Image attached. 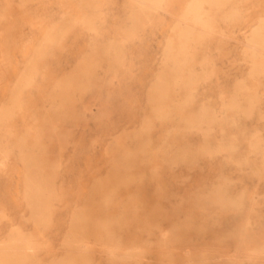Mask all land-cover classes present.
I'll use <instances>...</instances> for the list:
<instances>
[{"label": "rangeland", "instance_id": "1", "mask_svg": "<svg viewBox=\"0 0 264 264\" xmlns=\"http://www.w3.org/2000/svg\"><path fill=\"white\" fill-rule=\"evenodd\" d=\"M192 1L160 0L157 10L134 23L131 37L122 39L119 69L113 72L103 64L96 70L98 76H111L109 85L92 87L77 101L76 111L84 117L71 127L65 147L49 146L57 174L47 223L32 214L26 200L22 156L13 148L0 157V244L19 229L31 245L23 261L10 264H49L73 252L64 238L80 212L132 217L134 221L112 228L114 245H147L133 259H120L97 242L91 251L85 245L77 252H91L90 264H170L183 249L194 256L203 248L207 257L200 264H264V59L244 52L246 37L264 36V0H204V30L186 33L179 21ZM0 8L6 10L0 19V108L11 101L27 66L35 61L36 69L32 84L20 94V114L5 120L0 138L10 132V141L24 134L31 141L54 84L78 69L93 43L122 36V28L130 25V4L99 0L96 31L80 22L89 11L81 0H0ZM65 20L70 28L63 38L45 41L50 29ZM150 90L155 91V113L147 101ZM101 110L105 115L100 116ZM203 112L216 114L208 135L182 129L186 121H201L197 115ZM151 114L147 154L153 162L160 143L196 147L206 138L212 146L232 141L234 151L219 150L192 168L113 169L112 140L138 129ZM255 139L258 149L251 146ZM115 171L134 180L123 179L115 190L100 185ZM215 192L230 203L209 200ZM104 193L111 197L107 203L100 201ZM150 212L164 217L159 228H147L142 221ZM172 221L201 228L191 231L184 246H161L158 241Z\"/></svg>", "mask_w": 264, "mask_h": 264}, {"label": "bare ground", "instance_id": "2", "mask_svg": "<svg viewBox=\"0 0 264 264\" xmlns=\"http://www.w3.org/2000/svg\"><path fill=\"white\" fill-rule=\"evenodd\" d=\"M28 0H20L21 3ZM130 8L128 17L130 25L122 28L123 34L119 39L110 40L105 44L93 43L90 50L80 60L77 70H72L69 74L61 77L50 91L47 97V107L43 114L42 123H38L37 132L33 140L28 141V135L24 134L16 140H9L10 132H7L0 138V157L13 148L22 156V160L26 165L25 177V197L30 205L31 212L34 216L40 219L41 223H47L50 220L48 215L47 205L53 197L54 177L57 174V161L49 160V146L57 145L60 148L65 147L72 135L71 127L83 119V114L76 111L77 101L92 87H102L109 85L111 76L105 78L98 76L96 70L105 64L107 70L116 71L119 69L124 52L121 48L122 39H127L132 35L134 23L138 22L139 17H147L152 12L158 9L160 0H128ZM204 0H193L190 4L188 13L184 16V20H180L179 24L186 33L202 32L204 30L202 20V2ZM82 4L88 7L89 11L80 22L87 29L96 31L98 15L97 6L99 0H81ZM6 16V10L0 8V19ZM199 24L200 26H197ZM70 28L68 21H63L50 29L45 41H59ZM43 47V46H42ZM244 52L252 59H264V36L261 34L246 37ZM44 50H39L36 56L42 55ZM35 61L27 66L22 72L20 79L13 91L11 101L0 108V126L5 120L14 118L19 111L21 103L20 94L22 90L31 85L35 77ZM118 81V80H116ZM165 97V96H164ZM163 97V101L165 98ZM107 101V99H106ZM147 101L151 105L152 112L155 113L156 107H153L156 101L155 91L150 90L147 95ZM106 110H101L100 116L105 115ZM20 114V112H19ZM151 115L147 116L141 126L132 131L125 132L114 138L109 147V155L116 157L111 163V167L115 170L140 167L163 168L170 167L174 164H181L187 168L195 167L198 161L204 157H211L219 150L234 151L235 144L228 141L227 144L212 146L207 139L196 146L192 147L186 143L174 144L160 143L158 151L160 154L155 155L156 161H152L147 154V149L150 145V130L152 127ZM216 114L203 112L197 115L201 121L191 122L186 121L182 129L184 131H199L204 136L209 134L212 128L211 119ZM39 118V117H38ZM42 120V119H41ZM38 121V120H37ZM36 129V128H35ZM34 131V130H33ZM35 132V131H34ZM33 138V137H32ZM253 149H258V139H255L251 144ZM240 163L241 160H236ZM125 179V182L134 180L131 177L122 178L117 174V171L108 178H105L100 185H111L110 190H115L117 185ZM210 197L212 202L222 200L223 204L230 203L228 199L221 198L217 192ZM110 194H102L100 201L107 203L110 200ZM88 212H80L72 223L70 234L64 238L65 247L73 252H68L57 262L49 264H90L91 252L88 254H79L78 249L87 245L91 248L94 243L104 245L106 251L117 254L120 259L140 257L144 254V247L147 245H138L134 243L132 246L114 245L115 236L111 233L112 228L118 224H126L134 221L132 217H91ZM164 219L154 212L148 213L142 220L147 228H159L160 221ZM201 225H194L188 221H172L170 224L169 233L161 236L158 241L161 246H173L175 242L181 243L184 246L188 242L191 231L198 230ZM7 242L0 244V261L10 264L12 261L21 262L26 258L28 249L31 248L28 241V235H25L19 229H13L9 232ZM115 246L119 247L120 252H116ZM91 251V249L89 250ZM187 249L172 256L169 260L170 264H186L191 260L193 263L200 264L207 256L206 250L203 248L201 254L192 255Z\"/></svg>", "mask_w": 264, "mask_h": 264}]
</instances>
